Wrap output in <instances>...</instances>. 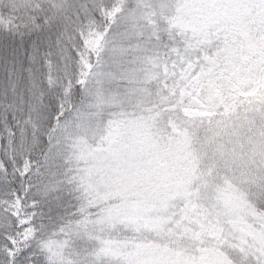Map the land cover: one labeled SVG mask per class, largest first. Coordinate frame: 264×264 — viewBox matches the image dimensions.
<instances>
[{
  "label": "snow or ice",
  "instance_id": "1",
  "mask_svg": "<svg viewBox=\"0 0 264 264\" xmlns=\"http://www.w3.org/2000/svg\"><path fill=\"white\" fill-rule=\"evenodd\" d=\"M0 264H264V0H0Z\"/></svg>",
  "mask_w": 264,
  "mask_h": 264
}]
</instances>
